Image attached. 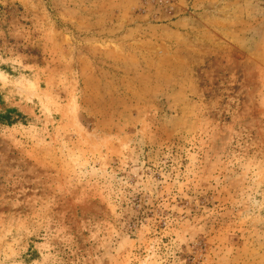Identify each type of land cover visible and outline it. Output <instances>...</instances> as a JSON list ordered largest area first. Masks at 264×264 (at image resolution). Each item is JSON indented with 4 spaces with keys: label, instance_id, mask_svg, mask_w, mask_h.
Masks as SVG:
<instances>
[{
    "label": "rangeland",
    "instance_id": "1",
    "mask_svg": "<svg viewBox=\"0 0 264 264\" xmlns=\"http://www.w3.org/2000/svg\"><path fill=\"white\" fill-rule=\"evenodd\" d=\"M0 264H264V0H0Z\"/></svg>",
    "mask_w": 264,
    "mask_h": 264
},
{
    "label": "trees",
    "instance_id": "2",
    "mask_svg": "<svg viewBox=\"0 0 264 264\" xmlns=\"http://www.w3.org/2000/svg\"><path fill=\"white\" fill-rule=\"evenodd\" d=\"M9 121H12V118Z\"/></svg>",
    "mask_w": 264,
    "mask_h": 264
}]
</instances>
